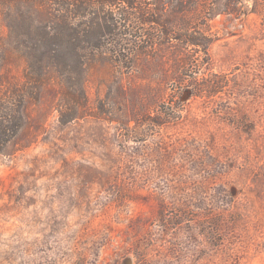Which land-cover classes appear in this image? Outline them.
Segmentation results:
<instances>
[{
  "label": "rangeland",
  "instance_id": "rangeland-1",
  "mask_svg": "<svg viewBox=\"0 0 264 264\" xmlns=\"http://www.w3.org/2000/svg\"><path fill=\"white\" fill-rule=\"evenodd\" d=\"M83 1L116 30L88 50V106L64 121L73 85L35 87L15 47L43 3L0 0L1 86L25 95L0 152V264H264V8L191 9L204 48L157 22L163 8L179 24L184 0Z\"/></svg>",
  "mask_w": 264,
  "mask_h": 264
},
{
  "label": "trees",
  "instance_id": "trees-1",
  "mask_svg": "<svg viewBox=\"0 0 264 264\" xmlns=\"http://www.w3.org/2000/svg\"><path fill=\"white\" fill-rule=\"evenodd\" d=\"M39 1L43 3L42 7L38 6L35 8L44 17L42 25L36 27L35 31H31L30 27L27 32L30 40L21 42L15 40V47L27 53V63L32 70V75H28V78L30 82L34 81L35 87L40 89L44 85H47L53 75H59L64 79V82L73 85L67 101L73 113L69 116V119H63L64 121H70L78 116L76 115L77 113H74L76 110L81 111L88 106L84 87L86 72L97 60L95 52L88 55V50L102 48V37L107 36L108 33L115 34L114 17L108 14L103 17L106 21L105 24L97 21L96 26L93 27L92 24L95 22L91 24L86 15L78 14V12L87 8L83 0H57L60 7L54 10L50 8V5L55 0ZM115 1H109L108 3ZM254 1L260 6V9H257L255 12L263 10L264 0ZM218 2L222 3V0H218ZM178 3L179 6H176L172 10V15L181 17L180 22H178L179 24L165 19L166 10L158 8L160 18L157 19V22L162 27H165L163 34L168 38L174 37L183 46L196 45L206 48L208 42L198 36L197 32L193 29L195 23L191 19L190 10H196L200 4H203L201 8L203 14L214 12L216 11L214 9V6L217 4L216 0H184ZM144 11L149 13L148 10ZM221 11L237 14L239 12L238 0H231L225 3V7ZM141 19L148 22L155 21L144 15H142ZM2 53V59L0 60V152L18 130L21 129L24 121L25 107V95L19 92V90L13 91V94L12 91L7 93V89L4 90L5 87L1 86L3 82L2 69L6 63L7 52L2 48ZM34 74H36V78ZM204 85L206 86V83ZM206 88H202L201 90H206ZM61 109H63V106H61ZM61 115L63 117V111Z\"/></svg>",
  "mask_w": 264,
  "mask_h": 264
}]
</instances>
